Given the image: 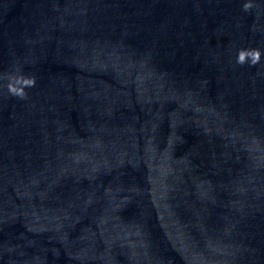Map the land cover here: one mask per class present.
<instances>
[{
    "label": "water",
    "instance_id": "95a60500",
    "mask_svg": "<svg viewBox=\"0 0 264 264\" xmlns=\"http://www.w3.org/2000/svg\"><path fill=\"white\" fill-rule=\"evenodd\" d=\"M0 264H264V0H0Z\"/></svg>",
    "mask_w": 264,
    "mask_h": 264
},
{
    "label": "clouds",
    "instance_id": "9594fccd",
    "mask_svg": "<svg viewBox=\"0 0 264 264\" xmlns=\"http://www.w3.org/2000/svg\"><path fill=\"white\" fill-rule=\"evenodd\" d=\"M243 11L248 12L252 9L253 5L250 2L243 4ZM261 61V51L259 49H241L238 52L237 63L244 65L249 63L251 66L259 64ZM36 78L34 76H25L23 74L11 75L7 88L12 96L21 99L26 98L28 93L26 89L36 85Z\"/></svg>",
    "mask_w": 264,
    "mask_h": 264
}]
</instances>
